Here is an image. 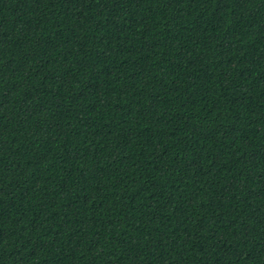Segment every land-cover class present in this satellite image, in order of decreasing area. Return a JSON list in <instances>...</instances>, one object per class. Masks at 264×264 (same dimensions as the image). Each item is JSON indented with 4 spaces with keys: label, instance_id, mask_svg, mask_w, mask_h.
Listing matches in <instances>:
<instances>
[{
    "label": "trees",
    "instance_id": "1",
    "mask_svg": "<svg viewBox=\"0 0 264 264\" xmlns=\"http://www.w3.org/2000/svg\"><path fill=\"white\" fill-rule=\"evenodd\" d=\"M0 264H264V0H0Z\"/></svg>",
    "mask_w": 264,
    "mask_h": 264
}]
</instances>
